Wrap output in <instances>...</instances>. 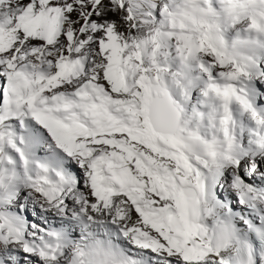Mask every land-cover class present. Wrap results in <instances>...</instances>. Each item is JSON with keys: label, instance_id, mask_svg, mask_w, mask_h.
I'll return each mask as SVG.
<instances>
[{"label": "snow or ice", "instance_id": "1", "mask_svg": "<svg viewBox=\"0 0 264 264\" xmlns=\"http://www.w3.org/2000/svg\"><path fill=\"white\" fill-rule=\"evenodd\" d=\"M0 264H264V0H0Z\"/></svg>", "mask_w": 264, "mask_h": 264}]
</instances>
